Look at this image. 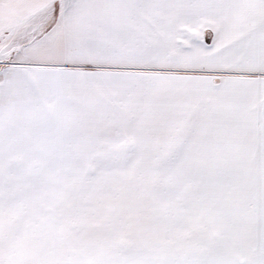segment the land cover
I'll return each mask as SVG.
<instances>
[{
    "label": "snow or ice",
    "instance_id": "6c2138e0",
    "mask_svg": "<svg viewBox=\"0 0 264 264\" xmlns=\"http://www.w3.org/2000/svg\"><path fill=\"white\" fill-rule=\"evenodd\" d=\"M0 264H264V0H0Z\"/></svg>",
    "mask_w": 264,
    "mask_h": 264
}]
</instances>
